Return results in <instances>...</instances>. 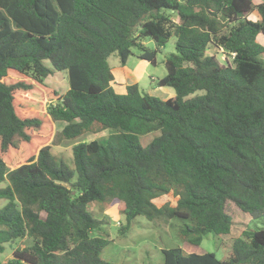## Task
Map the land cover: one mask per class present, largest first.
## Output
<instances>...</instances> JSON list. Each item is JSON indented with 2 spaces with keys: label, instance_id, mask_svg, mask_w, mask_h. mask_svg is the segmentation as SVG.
Masks as SVG:
<instances>
[{
  "label": "trees",
  "instance_id": "1",
  "mask_svg": "<svg viewBox=\"0 0 264 264\" xmlns=\"http://www.w3.org/2000/svg\"><path fill=\"white\" fill-rule=\"evenodd\" d=\"M260 34L264 1L0 0V253L31 241L0 264H116L102 256L110 239L93 202L119 204L122 233L139 215L186 219L181 236L194 246L230 234L239 213L263 216ZM172 37L176 52L157 84L175 94L162 99L136 82L116 91L113 53L126 64L137 47L157 65ZM65 70L62 93L46 79ZM105 130L74 145L73 166L52 152L54 137ZM169 193L175 204L156 203ZM231 243L223 259L164 248V264H264V228Z\"/></svg>",
  "mask_w": 264,
  "mask_h": 264
},
{
  "label": "rangeland",
  "instance_id": "2",
  "mask_svg": "<svg viewBox=\"0 0 264 264\" xmlns=\"http://www.w3.org/2000/svg\"><path fill=\"white\" fill-rule=\"evenodd\" d=\"M264 0H254L255 3ZM252 17V16H251ZM253 18H257L253 15ZM175 37H172L157 53V65L145 61L139 57L140 50L133 47V53L130 55L126 64H122L118 53H113L109 57V63L113 67L116 83L114 87L116 91L126 92L127 83L139 81L140 88L145 92H150L162 99L175 94L172 87H160L157 80L164 77L168 70L166 66V58L176 52ZM258 41L264 45V35L258 36ZM145 45L150 49L156 48V42L151 38L144 40ZM210 53L216 54L221 63L232 61L233 57L229 56L222 49H209ZM264 57V56H263ZM48 64L49 61L47 62ZM136 81V82H137ZM46 82L57 88L60 92L65 93L69 89L68 72L60 71L50 75ZM169 89V91H167ZM169 92V96L167 93ZM65 123L57 121L55 124V132H59ZM108 131L100 133L88 132L75 140L58 141L56 137L51 141L52 152L58 159L64 160L70 166L72 164L73 147L80 141H90L92 139L107 136ZM6 182L0 183L4 186ZM177 197L173 193L162 195L156 199L158 205L166 202L175 204ZM4 202H1L2 204ZM89 210L98 218L103 220L104 227L102 235L110 239L108 245L103 248L102 256L108 261L116 264H164V248L181 246L186 252H214L221 259L226 258L231 250V242L233 238L242 236L246 229L264 228V215L254 218L247 213H239L236 215L235 223L230 234L216 235L209 233L206 235L199 246L189 244L183 241L181 236V227L188 220L175 217L171 219L159 218L149 219L145 215L137 216L131 223L129 229L122 233L121 227L127 223L124 214L120 212L119 204L112 206L101 205L93 202L89 205ZM99 232V231H98ZM28 238L21 239L16 243H7L6 249L0 253V259L7 261L12 257L15 247H23L30 244Z\"/></svg>",
  "mask_w": 264,
  "mask_h": 264
},
{
  "label": "crops",
  "instance_id": "3",
  "mask_svg": "<svg viewBox=\"0 0 264 264\" xmlns=\"http://www.w3.org/2000/svg\"><path fill=\"white\" fill-rule=\"evenodd\" d=\"M137 81V80H136ZM136 81L132 82V83H135ZM139 81H137L136 83H138ZM115 83H116V79H115ZM127 84H130V83H127ZM139 84V83H138ZM167 91H169V89H167ZM167 95L169 96V92L167 93ZM172 95V94H171Z\"/></svg>",
  "mask_w": 264,
  "mask_h": 264
}]
</instances>
